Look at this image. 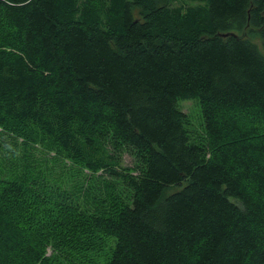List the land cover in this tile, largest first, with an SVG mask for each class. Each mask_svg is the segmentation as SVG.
I'll return each mask as SVG.
<instances>
[{
    "label": "trees",
    "instance_id": "16d2710c",
    "mask_svg": "<svg viewBox=\"0 0 264 264\" xmlns=\"http://www.w3.org/2000/svg\"><path fill=\"white\" fill-rule=\"evenodd\" d=\"M0 135V264H264V0H0Z\"/></svg>",
    "mask_w": 264,
    "mask_h": 264
},
{
    "label": "rangeland",
    "instance_id": "374dc122",
    "mask_svg": "<svg viewBox=\"0 0 264 264\" xmlns=\"http://www.w3.org/2000/svg\"><path fill=\"white\" fill-rule=\"evenodd\" d=\"M182 108L189 114L193 127L201 132L202 112L199 104H197L194 100H186L182 102ZM20 140L21 139H17L15 137L10 138L0 135V154L3 159L9 158L11 149L13 148L12 145L14 143H19ZM23 152L24 151L20 149V154H23ZM30 153L34 155L33 160L38 167H41V169L48 171L51 175L58 178L61 188L70 192L73 191L76 183V175L72 176V179L69 176L70 165L67 159H61L59 155L56 154L55 150L47 149L41 145H36L35 147L31 148ZM119 158L121 160L122 166L132 167V173L135 175L141 174V160L138 158L132 148L124 147ZM5 172L8 173L9 169L6 168ZM48 249V254H50L51 248L48 247Z\"/></svg>",
    "mask_w": 264,
    "mask_h": 264
},
{
    "label": "water",
    "instance_id": "95a60500",
    "mask_svg": "<svg viewBox=\"0 0 264 264\" xmlns=\"http://www.w3.org/2000/svg\"><path fill=\"white\" fill-rule=\"evenodd\" d=\"M229 34H234V33H224V34H222V35L227 36V35H229Z\"/></svg>",
    "mask_w": 264,
    "mask_h": 264
}]
</instances>
